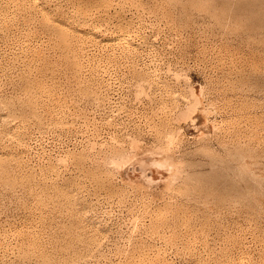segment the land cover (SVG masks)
Instances as JSON below:
<instances>
[{
  "label": "rangeland",
  "instance_id": "1",
  "mask_svg": "<svg viewBox=\"0 0 264 264\" xmlns=\"http://www.w3.org/2000/svg\"><path fill=\"white\" fill-rule=\"evenodd\" d=\"M0 264H264V0H0Z\"/></svg>",
  "mask_w": 264,
  "mask_h": 264
}]
</instances>
